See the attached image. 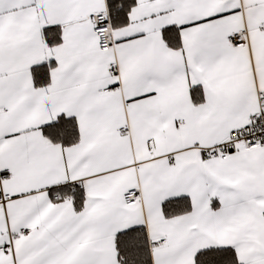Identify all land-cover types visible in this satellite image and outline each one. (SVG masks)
<instances>
[{"label": "snow or ice", "instance_id": "1", "mask_svg": "<svg viewBox=\"0 0 264 264\" xmlns=\"http://www.w3.org/2000/svg\"><path fill=\"white\" fill-rule=\"evenodd\" d=\"M0 264H264V0H0Z\"/></svg>", "mask_w": 264, "mask_h": 264}]
</instances>
